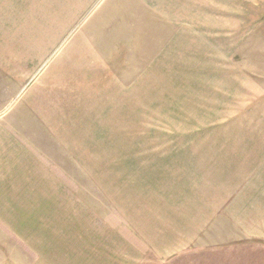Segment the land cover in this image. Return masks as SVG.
<instances>
[{"label": "rangeland", "instance_id": "1", "mask_svg": "<svg viewBox=\"0 0 264 264\" xmlns=\"http://www.w3.org/2000/svg\"><path fill=\"white\" fill-rule=\"evenodd\" d=\"M0 264H264V0H0Z\"/></svg>", "mask_w": 264, "mask_h": 264}, {"label": "crops", "instance_id": "2", "mask_svg": "<svg viewBox=\"0 0 264 264\" xmlns=\"http://www.w3.org/2000/svg\"><path fill=\"white\" fill-rule=\"evenodd\" d=\"M217 203H218V206H219L217 212L220 214L221 220H223L222 216H224V214H222L223 213L222 212V209H223L222 195L218 199ZM191 214L192 213H190V217H191ZM209 215H213V214H209ZM220 216H218L217 214H214V217H211V219L209 220L208 225H209L210 222H212L213 224H215V229L216 230H217V226H218V228L221 229L222 224L220 225V223H219V217ZM184 223H186V222L184 221ZM212 225L208 229V230H210L209 233L206 232L207 222L205 224L204 223L201 224L200 226H195V225L192 224V222H189L188 227L183 226V228L186 227V231L187 232H185L184 235L182 236L183 240H181V245L182 246L180 247V253L179 252H175V253L181 254V255L185 254V253H191V252H194V251H200V253H206L207 251H215L217 247L214 246V245H219V246L228 245L226 243H230L231 240L222 241L221 243H218L217 241L215 242V235L214 236L211 235ZM194 229H196L198 231H203V230L204 231L203 232H198V234H195L194 236H192V231L194 232ZM177 237H179V236H177ZM212 240L214 242H212ZM176 242L178 244H180L179 241H176ZM168 243H170V241ZM212 246H214V247H212ZM193 248H195V249H193ZM167 253H168V258L169 259L172 256L174 258L175 257L174 255H176L174 252L171 253V251L167 252Z\"/></svg>", "mask_w": 264, "mask_h": 264}]
</instances>
